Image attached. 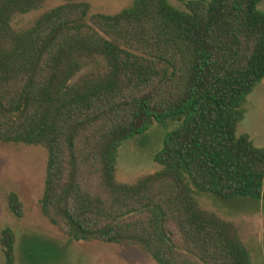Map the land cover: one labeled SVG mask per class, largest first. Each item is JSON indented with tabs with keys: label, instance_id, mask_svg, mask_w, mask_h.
Returning <instances> with one entry per match:
<instances>
[{
	"label": "trees",
	"instance_id": "16d2710c",
	"mask_svg": "<svg viewBox=\"0 0 264 264\" xmlns=\"http://www.w3.org/2000/svg\"><path fill=\"white\" fill-rule=\"evenodd\" d=\"M46 1L0 0V141L48 150L43 214L71 240L136 245L157 264H252L236 226L196 190L264 200V147L238 134L264 79L263 0H133L90 22L87 0H65L13 28ZM97 58L100 71L72 82ZM169 119L180 124L161 169L120 182L121 145ZM7 200L22 217L18 193ZM0 241L15 264L13 229Z\"/></svg>",
	"mask_w": 264,
	"mask_h": 264
},
{
	"label": "rangeland",
	"instance_id": "374dc122",
	"mask_svg": "<svg viewBox=\"0 0 264 264\" xmlns=\"http://www.w3.org/2000/svg\"><path fill=\"white\" fill-rule=\"evenodd\" d=\"M90 17L97 13L115 14L130 6L133 0H87ZM178 8L186 9L185 0H170ZM65 0H47L44 5L14 16L12 26L22 31L34 24L44 12L65 4ZM264 11V0L259 5ZM103 59L87 61L72 78L78 81L103 68ZM244 117L238 134H249L253 143L264 147V79L248 95L243 104ZM180 123L169 119L155 121L148 130L126 140L119 149L117 178L134 183L141 176L156 172L161 166L156 155L164 147L169 132ZM48 150L41 145L12 144L0 141V237L10 227L16 235L15 264H157L141 247L127 243H106L100 240L74 241L64 230L52 223L41 208L45 188ZM88 179V178H87ZM97 186V178L89 183ZM18 193L24 215L17 217L9 208L7 195ZM201 206L231 221L251 251L252 264H264V200L238 196L224 199L210 192L196 190ZM4 247L0 241V264H5Z\"/></svg>",
	"mask_w": 264,
	"mask_h": 264
}]
</instances>
